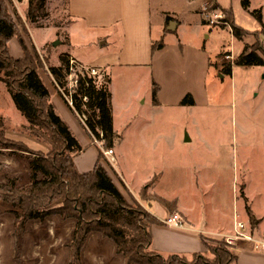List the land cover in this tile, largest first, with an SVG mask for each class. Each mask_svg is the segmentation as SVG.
Instances as JSON below:
<instances>
[{
  "label": "rangeland",
  "instance_id": "obj_1",
  "mask_svg": "<svg viewBox=\"0 0 264 264\" xmlns=\"http://www.w3.org/2000/svg\"><path fill=\"white\" fill-rule=\"evenodd\" d=\"M11 1L22 20L18 38L33 57L36 55L40 59L42 68L38 73L50 90L57 114L82 146L83 161L87 167H91L97 149L100 163L111 176L114 172L112 178L116 182L118 179L126 191L119 177L121 174L130 175L140 182L157 179L158 173L165 172L164 189L169 193L176 184L190 189L189 173L193 178L192 172L197 173L196 179L202 186L206 185L204 182L209 175L215 179L220 173L225 174L229 187L224 184L218 187L221 186L224 193L230 190L222 195L221 215L231 217L234 194L235 211L252 233L258 221L252 215L251 206H254L253 199L259 197L264 227V70L260 72L258 68L234 65L231 75L220 74L221 64L232 62L245 46L264 50V36L260 34L262 26L250 14L261 9L264 25V0H250L248 9L242 6L243 0H216L219 8L231 12L235 27L244 31L241 40L233 37L230 25L223 26L226 17L209 1L153 2V20L155 23L158 21L156 12L159 10L167 24L163 29L164 37L154 43L152 67L147 70L110 69L103 63V58L112 61L116 57L121 44L119 32L112 34L109 40L99 31L79 34L69 29L67 36L71 19L67 14L66 0H46L44 11L34 23L26 22L24 17L27 0ZM211 21L213 24H210ZM171 23L178 24L174 31L169 30ZM161 30L152 29L153 37L161 34ZM55 42L59 44L53 47ZM8 50L15 58L23 57L17 38L8 42ZM62 54H74L84 64L99 68V76L94 78L98 84L103 83L104 76L111 79L112 127L119 136L116 154L112 149L114 161L111 163L103 154L108 150L102 144L97 145L87 134L51 81L48 69L60 65ZM91 69L85 67L84 71L90 73ZM62 73L65 74V71ZM75 74H81L79 65L71 70V75L64 82L63 92L68 99L75 89ZM60 104L68 113L59 108ZM0 117L10 142L27 147L30 153H47L50 150L47 144L31 136L25 119L16 110L1 82ZM186 138L189 143L185 142ZM90 146L96 149H87ZM29 155L15 148L0 150V186L4 187L9 180L17 188L30 185ZM107 164L112 169H108ZM187 166L191 172L184 168ZM215 182L219 183L218 180ZM236 182V192L232 194L231 188ZM212 196H208V201L193 199V204L198 207L196 215L206 217L211 224L218 221L209 213L210 203L213 208L217 206V197ZM9 197V193L0 190V264H70L66 246L72 237L75 221L63 220L55 215L44 220L25 221L16 236L15 213L18 210L11 206ZM138 198L139 195L135 199L139 201ZM150 204L147 203V206ZM159 204L156 203L157 207L165 214ZM60 205L58 201L50 208ZM246 207L253 220H249ZM203 236L207 238L209 247L217 246L214 240L223 241L222 236ZM232 249L238 257V264L264 263L250 253L246 254L250 250L245 246ZM203 254L208 259L212 258L206 251ZM81 264H123V259L116 254L110 239L91 233L81 251Z\"/></svg>",
  "mask_w": 264,
  "mask_h": 264
},
{
  "label": "trees",
  "instance_id": "obj_2",
  "mask_svg": "<svg viewBox=\"0 0 264 264\" xmlns=\"http://www.w3.org/2000/svg\"><path fill=\"white\" fill-rule=\"evenodd\" d=\"M207 1L226 17L223 26L230 25L233 37L241 40L245 33L235 27L231 12L219 8L216 0ZM11 2L0 0V82L5 86L16 110L25 119L31 136L50 147L47 153H30L27 147L10 142L5 136L3 120L0 117V150L15 148L30 154L27 159L30 185L17 188L15 183L9 180L4 187L0 186V190L10 194L11 206L18 210L15 213L16 236L25 221L44 220L55 215L63 220L75 221L72 237L66 246L70 264H81V251L91 233H98L103 238L110 239L115 245L116 254L122 257L123 264H237V256L232 247L217 240H214L217 242L216 247H209L207 238L202 235L201 244L205 251L212 255L211 259L202 253H191L187 257L186 254L163 256L153 252L151 228L159 224V221L132 195L133 198L130 196L128 199L122 194L106 167L100 163V157L91 170L79 167L78 157L83 153V148L56 113L50 90L38 73L42 68L40 59L36 55L33 57L23 41L18 38L22 20ZM27 2L25 20L34 23L44 11L46 0ZM249 5L250 0L242 1L245 9H248ZM250 14L262 26L260 34L264 36L261 9H256ZM13 38L18 39L23 51L21 58H15L9 53L8 42ZM154 46L155 44L152 48ZM70 58V54H62L60 65L48 69L51 81L55 83L61 95H64L65 79L71 73ZM234 65L260 67L264 70L263 48L245 46L236 59L221 64L220 74L231 75ZM63 70L65 74L62 73ZM82 74L83 76L76 74L77 86L70 95L73 105V109H70L75 115L85 116V126L90 137L101 142L104 149L112 150L119 142V136L112 127L109 81L104 76L103 83L98 84L84 71ZM107 167L112 169L109 164ZM149 186L148 183L140 191V202L150 201L146 192ZM239 194L244 198L241 192ZM58 201L61 202L60 206L50 208ZM163 204L168 207L167 203ZM246 213L249 220H253L247 207Z\"/></svg>",
  "mask_w": 264,
  "mask_h": 264
},
{
  "label": "crops",
  "instance_id": "obj_3",
  "mask_svg": "<svg viewBox=\"0 0 264 264\" xmlns=\"http://www.w3.org/2000/svg\"><path fill=\"white\" fill-rule=\"evenodd\" d=\"M162 0H66V9L67 14L71 19L70 27L67 28V36L69 35V29H74L75 33L83 34L84 31H99L104 38L109 40L112 34L120 33L121 34V44L117 50L116 57L111 61L109 58H103L102 61L104 64L110 67V69H115L117 67L123 68H143V70H147L148 67H152V57H153V44L156 40L162 39L164 37V25L167 24L164 19H162V12L157 11L156 14L159 15L158 21L153 20V2H161ZM175 0H173L174 2ZM188 1V0H185ZM207 1V0H205ZM202 0V2H205ZM192 3L193 0L188 1ZM263 19V16H262ZM178 23V22H176ZM263 23V22H262ZM154 26V27H153ZM178 24L176 25V27ZM264 26V25H263ZM152 29H162L161 34L157 33L155 37H153ZM72 58H74L81 65L96 69L99 71L97 67H92L84 64L83 61L80 60L79 57H75L74 54H71ZM233 59V58H232ZM219 64V63H218ZM220 67H218L219 69ZM258 68L260 72H263V69L260 67H252ZM217 69V70H218ZM108 88L111 94V79L107 78ZM58 99V97H54ZM59 100V99H58ZM112 101V97H111ZM53 102V99H52ZM54 104V103H53ZM55 106V105H54ZM63 110L64 107L60 104ZM56 109V108H55ZM66 111V110H65ZM67 112V111H66ZM57 113V112H56ZM68 113V112H67ZM73 115V114H72ZM74 118V117H73ZM63 120V119H62ZM64 121V120H63ZM66 123V122H65ZM74 124V122L72 121ZM68 126V125H67ZM69 127V126H68ZM70 129V128H69ZM188 139V138H187ZM186 142V141H185ZM189 143L190 140L188 139ZM186 142V143H187ZM119 143V142H117ZM116 143V144H117ZM116 144L114 145L113 151L116 154ZM96 149L95 147H88L87 149ZM86 149V150H87ZM84 153V152H83ZM83 153L80 154L79 167H86L87 165L83 161ZM98 151L96 149L92 164L89 170L94 167V164L97 160ZM112 157H109L110 161H114ZM82 159V160H81ZM85 165V166H84ZM89 165V166H90ZM114 166V164H113ZM115 168V167H114ZM186 170L188 169L191 172L190 167H184ZM195 169V167H193ZM179 172L180 169H177ZM193 176L189 173L190 185L192 187L180 188L179 185L176 184L175 189L170 190L171 192H167L164 189L165 172L158 173V178H152L150 180L144 179L140 182L135 181V178L124 174L119 175L120 179L123 180L124 185L126 186V190L123 189V185L117 179V182L112 178L114 184L117 188L122 192L124 196H128L131 194L133 197L137 199V195L143 189L145 185L150 184L147 195L150 196V201H138L146 211H148L151 215H153L158 221L159 224L152 226L151 228V237L152 244L151 250L160 255L167 256L171 254H186L189 257L191 253H205V249L201 244L200 235H212V236H222L233 231V224L235 219L240 220L235 211L236 201L234 194L236 192L237 182L233 184V188H231L232 204H233V212L230 217L222 216L220 211V204L223 202L222 195H226L229 193L230 188L224 193V190L221 186L224 184L226 188H228L227 179L225 178V174L220 173L213 179L209 174L207 179L205 180L204 186L202 183L196 179L197 173H194ZM199 174V173H198ZM115 177H117L115 175ZM126 180L128 182H126ZM218 180L219 183L215 182ZM130 183V184H129ZM131 185V186H130ZM134 185V186H133ZM218 185H221L218 187ZM123 186V187H122ZM133 187V188H132ZM129 193V194H128ZM214 195L212 197H217V206L216 208L212 207V203H210L209 213L212 217L213 215L217 217V222L211 224L206 217L200 215L197 216L196 213L198 211V207L193 204V199L204 198L208 201V196ZM206 197V198H205ZM250 200V203L254 200V206H251L252 215L258 221V226L253 230V234L257 237L264 239V227H263V214L260 210V202L258 203V198L255 197L251 200V197L247 195ZM139 199V198H138ZM260 200V199H259ZM155 201V202H154ZM157 201V202H156ZM151 203L147 206V203ZM164 205L163 203H167L168 207H162L159 203ZM161 206L165 210V214L157 207V205ZM203 206V204H202ZM201 211L203 209L201 208ZM201 213V212H200ZM176 214L179 216L181 223L183 224V228H174L169 227L164 224V220H166L171 215ZM241 221V220H240ZM244 222V221H243ZM245 223V222H244ZM246 224V223H245ZM251 231V229H250ZM249 251V249H248ZM251 254L252 257H258L259 260L264 261V254L258 253L259 255H254V252H248L246 254ZM238 264V257H237ZM264 264V263H259Z\"/></svg>",
  "mask_w": 264,
  "mask_h": 264
},
{
  "label": "built area",
  "instance_id": "obj_4",
  "mask_svg": "<svg viewBox=\"0 0 264 264\" xmlns=\"http://www.w3.org/2000/svg\"><path fill=\"white\" fill-rule=\"evenodd\" d=\"M210 24H213V22L211 21ZM208 25H209V23H208ZM227 58H229V57H227ZM77 65L80 66V68H81V74L80 75L83 76L82 71H84L85 67L83 65L77 63L72 58H70V71L72 69H74V67H76ZM84 73H86L89 77H92V78H95V77L99 76L98 71H96L95 69H91L90 73L89 72H85V71H84ZM70 75H71V73H70ZM76 79L74 81L75 88L77 86V80ZM61 93H63V92L61 91ZM64 95H63V97L65 98L68 106L71 109H73L72 100L70 98L71 94L69 95V99H68V97H65ZM83 100L85 101L86 99H83ZM76 116L79 119L80 124L85 128V130L88 133V130H87L86 126H85V122H86L85 116H83V115L82 116L76 115ZM100 137H102V135H100ZM92 139L94 140V142L97 145L101 146L100 145V144H102L101 142H98L93 137H92ZM103 154H104V156L107 157V161L109 163H111V161L109 160V157H112L113 151L112 150L103 151ZM163 222H164L165 225H167L169 227H174V228H179V229L183 228V224L181 223V220H180L179 216L176 215V214L171 215L170 217H168ZM222 239L230 247H235L236 248V246L237 247L245 246L252 252H258V253H263L264 254V239H262L260 237H257L254 234H252L251 231H250V228L248 227V225L245 224L243 221H240L238 219H235V221H234L232 233H229V234H226V235H222Z\"/></svg>",
  "mask_w": 264,
  "mask_h": 264
},
{
  "label": "water",
  "instance_id": "obj_5",
  "mask_svg": "<svg viewBox=\"0 0 264 264\" xmlns=\"http://www.w3.org/2000/svg\"><path fill=\"white\" fill-rule=\"evenodd\" d=\"M175 27H176V25H174V23H171V24L169 25V30H170V31H174ZM58 44H59L58 42H55V43L52 44V46H53V47H56ZM187 140H188V139L186 138L185 141L187 142Z\"/></svg>",
  "mask_w": 264,
  "mask_h": 264
}]
</instances>
